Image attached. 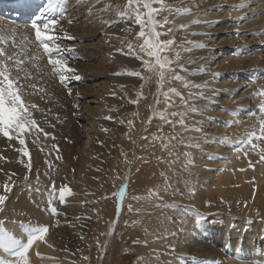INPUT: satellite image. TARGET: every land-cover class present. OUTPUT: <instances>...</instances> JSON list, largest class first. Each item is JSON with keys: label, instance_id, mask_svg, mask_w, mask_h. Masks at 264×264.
<instances>
[{"label": "rangeland", "instance_id": "1", "mask_svg": "<svg viewBox=\"0 0 264 264\" xmlns=\"http://www.w3.org/2000/svg\"><path fill=\"white\" fill-rule=\"evenodd\" d=\"M10 1L12 0L3 2ZM207 1L215 2H213L211 8L206 10L201 5L208 3ZM225 1H182L181 4L184 7L191 3L192 6H189L190 8L194 7L192 9H195L199 7L198 11H201V16H206L208 13L218 14L220 10L219 15H222V11L229 15L228 18H225L226 20L224 18H218L216 20L206 18V24L200 27L199 34L206 27L208 30L214 27L216 29L221 27L220 29L225 30L217 34L208 33L205 37L200 35L201 38H204L203 40L201 39L203 41H200L201 43L189 39L195 30L191 26L194 25L197 17L200 16L198 11L190 20L184 22L186 20L185 17L177 25L176 23L174 25L171 20V15L169 14L172 13L168 14L164 9L155 16L157 21L164 22L165 19L167 20V23H163V27L158 26L156 29L162 33L160 39L163 41L172 40L174 42L165 53L161 54L167 55L169 60L172 61L168 65L171 71L167 74V78L162 87L159 85L158 75L147 71L143 65L141 69H139L138 65L133 68H127L124 65L111 73H102L100 71L101 75L99 74L97 78H90L91 75L95 74L88 71L90 69L89 65H99L98 62L92 64L94 61L90 59V53H96L98 51V54L94 56L98 60L99 58L102 60L108 55H103L99 52L101 44L99 43L98 37L103 36L101 33L99 35L97 33L96 36L91 37V35L83 33L82 30L81 33H72L68 30V27L71 26L80 28L78 25H82L79 23L84 21V17L80 18L81 15H78V13L83 14L84 12L85 14L86 10L81 9V7L88 6L86 5L90 3L88 0H82L79 4L76 0H67L63 13L58 11L54 14V11L51 13V17L59 21L57 24V37L60 40L58 42L62 49L67 50L64 52V56L67 57L68 66L74 69L73 72L66 75L63 82H61L59 74L55 73L52 66L49 65L48 57L43 52L42 46L35 40L34 30L31 28V20L35 18L32 12L29 11L27 14L22 12L24 16H22L21 22L19 21V13L15 15L18 19L8 20V23L12 22L11 30L9 27H4L5 25L2 23L0 24V29L5 33H16V46H7V52L9 55L15 54L14 59L18 57L23 61L20 65L22 70L18 72L12 62H9V65L13 76L19 75L20 77L19 83L23 85L22 91L24 93L23 99L25 103L37 106L35 109H32V117L37 122L39 129L42 130H35L31 135L26 134L24 136L25 145L23 146L19 144L14 133H10L13 136L11 140L0 134V195H7L4 204L0 205V222H2L4 230L15 236L8 231L7 225L12 226V228L23 227L25 228L23 231H25L23 233L19 231L20 234L15 237L26 241V229L36 226H47L48 232L45 235H50L54 239L57 234L63 243H65V246L58 243L54 245L49 244L50 252L53 254V259L50 260V264H135L136 255L133 254L134 247L144 248L141 250V253L143 252L142 255L149 250H153L155 253L151 254L154 259L152 261L156 262L159 259L157 257L158 249L161 246L159 243L153 240L147 241L146 237L142 239L145 241H141L140 243H135L133 240L130 241L128 239V232L131 235L130 237H132L129 225L136 222V218L138 219L141 214H143V217L145 210L151 211L152 215H154L153 212L155 211L156 213L157 208L160 209L166 203L164 201L159 203V206L154 207L155 204L150 202L148 195L136 194V192L129 189L134 178L133 172L136 171L137 173L140 170L139 166L146 165L145 168L148 169V172L150 171L149 173H153L151 170L154 166H157L155 171H161L162 174H165L168 169L172 178L176 177V175H181L182 177L184 175H191L189 179L186 177L177 178L176 187L184 183L191 184L192 181L195 182L193 179L197 178L199 180L197 181V185L204 184V186H207L203 191L205 194H208L209 190L212 191L210 185L212 186L217 175L231 178L226 190L227 192H224L226 196H229L228 194L230 193H237L241 183L244 187L247 185V187L253 189L254 194H257L256 179L262 175L264 177V160L260 158L261 149H264V140L253 141V143L258 145L255 150L250 145L240 147V142L253 130L259 134L258 117L261 116L259 106L264 102V96L257 95V93L264 91V71L263 74L257 77H251L247 73L250 70L236 73V68L228 70L225 67L218 72V70L214 71L215 69H212V67L219 62L218 55L221 57V54L227 57L226 62L228 63V60L231 58L241 60L251 52L264 53V37H262L263 40L260 39L261 35L254 33L252 28L247 29L248 31L242 28L250 21L248 17L250 18L252 13L255 15L253 10H256V6L253 3H250L249 0H241L240 4H244L242 2H245L247 5H245L247 8L244 11L238 1L234 0L236 2L232 3V5L225 3ZM43 2L46 3V0H43ZM18 5L19 3L15 4V6ZM69 5L72 7H69ZM79 5L81 6L79 7ZM152 6L160 9L159 3H153ZM217 6L218 8L216 9L215 7ZM72 11L75 12L70 17ZM242 11H244V14ZM248 11L250 15L246 14ZM146 12L147 10L142 7L141 13ZM259 14H262V12H259ZM257 16L258 14L255 18ZM144 18L146 19V16ZM2 20L5 19L1 13L0 22ZM88 23L90 24L91 21H86L82 26ZM241 24L242 26L239 27ZM16 25L22 26L20 30H23V33L14 30V26ZM63 27L67 31L62 30L64 29ZM134 27V34L130 33L125 36H117V38H121L128 51L129 45H132L135 50L131 55L134 57L139 55L144 60L151 59L143 53H137V50L139 51V45L143 43V39H137L139 41L136 43L135 36H137L136 34L140 32L141 28L138 24H135ZM189 27L191 29L188 31ZM104 29L106 31L109 30V24L105 25ZM27 31L30 36L26 33ZM246 31L248 33L250 31V35ZM64 32H66V35H63ZM182 32L184 33L182 34L183 37H178L177 34H181ZM69 34H73L75 38L70 39L67 36ZM187 34L190 35L188 36ZM243 35L246 36L247 41H251L256 37L255 40H259V42L262 40L263 43L259 44L260 46L254 44L257 47L249 52V54H240L243 49L240 48L241 44L237 40H240ZM83 36L87 37L83 38ZM207 37L210 40H205ZM102 43L107 44L105 41ZM67 46H71L72 48H68ZM210 47L214 50L212 58L208 56L209 54L207 55ZM114 50L115 53H113ZM114 50L110 49L107 52L111 56L117 55L121 59L126 58L124 57V55L126 56V51L122 49ZM196 50L203 52L200 57L202 60L195 54ZM177 54L179 55L177 56ZM85 57L91 61L88 62ZM115 58L120 59L118 57ZM140 61L142 62V60ZM222 61L224 62V60ZM257 61L258 58L255 59V63ZM259 64L257 63L255 67H259ZM131 72H141V80L138 81L139 76L128 75ZM202 73L208 77L210 76V80L212 79L213 82L210 81L209 84L204 85L202 84V80H196L198 77L196 79L193 78L195 75L198 76ZM175 76H179L180 79H174L173 77ZM118 77L119 79L133 78L134 81L124 83L125 86L123 87V82H118ZM107 78H115L117 81L107 85ZM216 78H218L217 81L219 83H228L230 81L231 85L224 88V90H220L221 87L217 86V82L214 81ZM117 84L119 85L117 86ZM116 86L117 90L123 89L122 94L119 96H116ZM136 86L139 89L135 94ZM169 89H175V92L173 93ZM164 93H167V97H165ZM135 97L137 99H144L140 102V104L142 103L141 106H135V103H133V101L136 102ZM110 101L112 104L117 105L112 115L111 110L113 106H111ZM103 104L105 105V112L109 117V119H106L107 121L99 115L100 108ZM123 104L132 106L135 110L143 106L146 108V114H143L144 116L142 118H133L134 114L129 117L130 115L128 116L121 110ZM232 105H234L233 108ZM229 111L233 112L236 116ZM162 115L164 119H161ZM248 115H251L250 119ZM247 121L248 124L245 126V122L247 123ZM251 121L253 124L255 123L254 125L257 122L258 126H252ZM104 122H108L109 124L107 125H111L107 126L111 128L110 131L116 130V127H123L125 130V125L128 126L130 124L129 122H133L136 126H129L128 128L132 130L134 137L130 141L128 139L125 141L115 134L118 144L111 146L110 150L118 152L115 156L116 160L114 164L109 168V174L107 175L106 173V177L94 176L92 173V176L87 175L88 173L90 174L91 169H94L87 162H90V159L95 161L98 159V154L95 152L92 153L89 147L93 145V140H96L95 142L98 145L100 144L97 135L87 131L92 129V124H94L95 127L92 130L98 133V130L101 131L99 125H104ZM254 127L257 129H254ZM154 130H159V133L155 135ZM152 131L154 132L152 133ZM102 134L103 132L101 131L100 135ZM232 134L234 137H232ZM241 137L242 139L240 140L239 138ZM87 138L89 139L87 140ZM162 147H167L163 158H161L162 155H158L156 158H149V155H152L150 151L157 149L156 151H159L156 154H158ZM21 149H26L29 155H23ZM177 169L178 171H176ZM243 175L246 176L244 177ZM257 175L259 176L257 177ZM86 177L88 183L84 180ZM263 181L264 179L261 182ZM160 182L163 181L160 180L158 184ZM92 183L94 187L89 186ZM6 184L11 188L7 193L4 192V186ZM62 188L65 189L63 201L60 200ZM154 190V187H150L148 189L149 194H154ZM181 190L183 191L182 188ZM196 192L197 190L193 191V193ZM16 193L22 199L21 204L24 206V209H27L23 211L22 216L14 214L10 211L11 208H9L13 203L12 197ZM100 193H104V199L100 197ZM171 201L167 205L168 211L171 205V211L167 214H169V217L181 219L180 225L186 236H190L187 231H191V233L194 231L197 232L195 237H201L197 245L214 243L213 250L220 251L222 247L226 249L230 240H239L242 245L244 240L249 239V244L252 247L259 246V249L264 248L263 237H260L256 241L254 238L251 239L246 235V232H248L246 230L252 225L255 223H263L259 219L262 220L264 217L256 216L257 213H255L254 218L249 215L246 216L243 213H219L218 211H210V215H203L202 213H198L194 208H185L186 202L184 204L183 202L182 204L174 202L178 201L177 198H172ZM245 202L242 200L238 203L239 205L237 204V208L248 210V205ZM191 205L195 206V203ZM67 206H69V210L72 212L69 215L73 220L67 217ZM6 207L8 209L5 211L4 209ZM53 207L56 209L55 213L51 211ZM258 211H260V208H258ZM226 215L229 221L223 227L226 228L223 230V236L226 237L227 241L224 239L221 240L220 234L222 233L217 228L224 222ZM186 217L188 220L184 219ZM205 224L210 226L207 227L208 231L214 230L216 233L201 231L198 235L199 229ZM238 227L239 229L241 227V229L239 230ZM94 233L98 237L97 235L93 237ZM91 237H93L92 243L89 241ZM167 240L165 238V241ZM59 246L65 248L62 249ZM257 250L256 248L255 251ZM2 252H0L1 256L4 254ZM29 252H32V248L29 249ZM174 252L177 253L178 249ZM238 255L236 261H240V264L244 263L247 260L245 258L249 257V255H244L243 253H241L242 256ZM177 256L182 259L178 261L175 259ZM186 256L187 253L185 252H181L180 255L172 254L171 257H166L167 261L165 264H215L208 257H205V259L199 257V255H195L190 259L184 260L183 257ZM213 256L217 257L215 254ZM262 256H264V252H262ZM7 257H10V255L5 256L4 259H7ZM28 257L30 264H35V260H32L29 255ZM45 259L47 263L49 258L45 257ZM208 259L210 260L208 261ZM145 260L146 256H143L142 261L144 262Z\"/></svg>", "mask_w": 264, "mask_h": 264}, {"label": "bare ground", "instance_id": "2", "mask_svg": "<svg viewBox=\"0 0 264 264\" xmlns=\"http://www.w3.org/2000/svg\"><path fill=\"white\" fill-rule=\"evenodd\" d=\"M76 1L79 4L82 0L81 1L80 0H76ZM88 1H90L89 4H86L88 6H85L84 8L81 7V9L86 10L85 14H84V12H83V14L82 13L79 14L78 12L77 13H78V15H81L80 18L84 17L83 18L84 21L82 20L83 22L79 23V24L83 25L88 20L91 21V23L90 24L88 23L87 25H84V26L78 25V26H80V28H78L76 26H71V27H68V30H70V32H72V33L73 32L81 33V30H82L83 33H85L86 35H91V37L92 36L93 37L96 36L97 33H98V35L101 33V35L103 36V37H98L99 38V43L101 44V46H100L99 43H98V45L101 47L99 52L101 54H103V55L104 54H108V55H107L106 58H104L102 60H101V58H99V60H98V59H95V57H94V56H96L98 54L97 53L98 51L96 53H90L91 57H94V58L90 57V59L92 61H94L93 63L92 62L91 63L92 64H95V62L99 63L98 66L89 65L90 69H88V71L93 72L95 74V75H91L90 78L91 79L97 78L99 76V74H100V71H102V73H104V72L105 73H111V72L117 70L119 67H122L124 65L127 68H133L136 65H138L139 69H141V67L143 65V62H141L140 60L136 59V57H134L133 55L129 54V51H128V49L125 48L121 38H117V36H125V35H129L130 33L134 34L133 31H134V28H135L134 26L136 24L135 23V14L134 13L132 14V18L131 19H129V18L121 19L120 16L118 15V13L126 11V5L128 3V0H88ZM182 1L183 0H163V5H164L163 9L168 14L172 13V14H169V15H171V20L174 23V25H175V23H176V25L178 23H180L182 21V19H184L185 17H186V20L184 22H187L199 10V7H196L195 9H192L194 7L190 8L189 6H192L191 5L192 3L188 4V5H186V7H184L183 4H181ZM236 1H238L240 7L243 8L244 11H245L246 8H247L246 7L247 5L245 4V2H242L244 4H240L241 0H236ZM249 1H250V3H253L254 6H256V10H253L255 15H253V13L251 12L252 16L250 18L248 17V20H250V21L248 22V24L244 25L242 28L246 29V30L252 28V31L254 33L258 34V35H261L260 39H262V37H264V0H249ZM21 2H22V0H12L10 2H2V3H0V10H2V11L6 10V17L8 15H15V13L20 12V11H16V10L19 9V6H15V4H17V3L21 4ZM213 2H215V1L204 3V5H201V6L204 7L207 10V9L211 8V6L213 5ZM235 2H234V0H226L225 1V3H228L229 5H232V3H235ZM199 4H200V2H199ZM80 6L81 5H79V7ZM69 7H72V6L69 5ZM11 8L13 9L12 13L8 12ZM20 8H21V6H20ZM160 8H161V5H160ZM215 8L217 9L218 6L215 7ZM140 9H141V12H142V7ZM96 11H98V12L95 13ZM174 11H175V13H174ZM244 11H242L243 14H244ZM22 12L27 14L29 11L24 9ZM74 12L75 11L71 12L70 17H71L72 14H74ZM166 12H165V14H166ZM219 12H218V14H214V13L211 12L212 14L208 13V14H206V16H201L202 15L201 11H198V14L200 16H198L199 18L197 17V20L195 19L196 22L193 21L194 25L191 26V28H195V30L193 31V34L189 37V39L192 40V41L194 40L196 42L201 43L200 41H202L204 39V38H201V36L205 37V36L208 35V33L217 34V33L221 32V31H224L225 29H220L221 27H219V29H216L214 27L212 29L210 28L209 30L206 27L205 29L201 30L202 32H200V34H199L200 27L202 25L206 24V21H205L206 18H208L210 20H216L218 18H224L225 19V18L229 17V15L223 13V11H222V15L221 14L219 15ZM259 12H262V14H259ZM246 14H249V11ZM257 14H258V16H257V18H255V16ZM51 16H52V14H51ZM241 16H243V15L241 14ZM15 17H16L15 19H18L17 16H15ZM224 19H222V20H224ZM1 23L3 25H5L4 27H9V28L12 27V25H11L12 22L8 23V20H2L0 22V24ZM107 24H109V30L106 31L104 29V27ZM220 25H221V22H220ZM240 26H242V24L239 25V27ZM14 27H15L14 30L16 32H19V33L22 32L23 33V30L22 31L20 30V28H22L21 25H16ZM63 28L64 29H62V30L67 31L65 29V27H63ZM191 28L189 27L188 31ZM232 29H234V28H232ZM10 30H11V28H10ZM32 32H33V30H32ZM183 32L181 34H177V36L178 37H183V35H182V34H184ZM26 33L29 34L28 31ZM65 33L66 32H64L63 35ZM249 33H251V32L249 31ZM136 35L138 36V34H136ZM187 35L189 36L190 34H187ZM29 36H30V34H29ZM67 36H69L70 39L75 38L73 34L72 35L69 34ZM67 36H65V37H67ZM137 36H135L136 37V39H135L136 43H138V41H139V40H137V39H139V38H137ZM232 36H233V34H232ZM85 37H87V36H83V38H85ZM80 38H82V36H80ZM255 38L256 37H254V39L251 40V41H247L248 39L246 38V36H244V35L241 36V39L237 40V41L241 44L240 48L243 49V50L241 51V53L240 52L239 53L240 54H244V55H246V53L249 54V52H251L252 50H254L257 47V46H254V44H258L259 45V44L263 43V41H262L263 39L259 42V40H255ZM26 39H27V37H26ZM57 39L60 40L59 37H57ZM208 39H209V37H207L205 40H208ZM32 41H33V39H32ZM104 41L107 43L106 45L102 43ZM231 44H232V42H231ZM31 45H33V44H31ZM31 45H30V47H31ZM33 46H35V45H33ZM33 46H32V48H33ZM67 47L68 48L69 47L72 48L71 46H67ZM94 47H95V45H94ZM107 47H109V48L107 49ZM110 49H113V50L114 49H122V50L126 51V56L124 55V57H126V58L122 57L123 59H121L120 56H117V55L116 56H113V55L111 56V55H109V52H107V51H109ZM237 50H239V49H237ZM104 52H107V53H104ZM113 53H115V50L113 51ZM137 53H139L138 50H137ZM202 53L203 52H200V51H197V50L195 51V54H197L199 56V58L202 56ZM220 53H222V52H220ZM213 54H214V50L211 49V47H210L208 49V51H207V55L210 58H212ZM221 55H222L221 57L218 55L219 62H217V64L213 65V67H212V69H215L214 71L218 70V72H219V71H221L222 69H224L226 67V68H228V70L236 68V70H237L236 73L239 72V71L240 72H244V71L250 70L247 73L250 74L251 77H257L258 75L263 74V71H264V66H263L264 65L263 64L264 63V53L259 54V53H256V52H251L249 55H247L246 57H243L241 60H239V59H235L234 60V58H231V59L228 60V63L226 62L227 57L224 54H221ZM114 57H118L120 59H117V58L114 59ZM78 58H79V56H78ZM220 58H221V60H220ZM257 58H258L257 63H260L258 65L259 67H255V65H257V63H255V59H257ZM85 59H87L88 62L91 61L89 58L85 57ZM200 60H202V59L200 58ZM222 60H224V62ZM120 63H121V65H119ZM83 68H84V65H83ZM85 73H86V71H85ZM203 73L198 75V76L195 75V77H193V78L196 79V77H198V79H196V80L197 81L198 80L199 81L202 80V84H204V85L207 84V83L209 84L210 81L213 82L212 79L210 80V76L208 77L207 75H205ZM141 78H142V75H141V72H140V76H139V80L138 81H140ZM112 79L107 78V81H106L107 85H110V83H113V82L117 81V79H115V78H112ZM217 79L218 78H216V80H214V81L217 82L216 83L217 86L221 87L220 90H224V88H226L227 86L231 85L230 81H228V83H225V82L224 83H219L217 81ZM260 80H262V79H260ZM133 81H134L133 78L119 79V77H118V82H123L122 83L123 87L125 86L124 83H129V82H133ZM119 84H117V86ZM117 86H116V96H119L120 94H122L123 89L117 90ZM137 86H138V84H137ZM137 86H136V89H135V94H136V92L139 89ZM232 88H234V87H232ZM226 96H228V95H226ZM143 97H145V96H143ZM134 99L136 100L135 106H138V107L142 105V103L140 104V102H142L141 100H144V99H137V97H135ZM226 101H228V100H226ZM196 102H198V101H196ZM110 103H111V101H110ZM111 106H113L112 110H111V115H112V114H114V109L117 107V105H115L114 103L113 104L111 103ZM233 106L234 105H232V108H233ZM237 108H238V106H237ZM121 110L125 114H127L128 116L130 115L129 117H131L134 114L133 118H142L146 114V108H144L143 106L140 107V109L135 110L134 107L127 106L126 104L125 105L123 104L122 107H121ZM237 110H239V109H237ZM105 111H106L105 110V105L103 104L101 106V108H100L99 115H100V117H102L103 119L106 120V119H109V117L107 116V113ZM229 112H231V111H229ZM231 113H233V112H231ZM231 113H229V114H231ZM234 116H236V115L234 114ZM250 116L248 115L249 119L251 118ZM246 119H247V117H246ZM246 119H244V120L246 121ZM107 124H109V123L108 122H104V125H102V126L99 125V128L103 132L102 135H100V133H101L100 130H98V133L92 130L93 127H95L94 124H92V129H89V131H87L89 133L91 132L93 134H96L98 139H99V141H100V144L98 145L95 142L96 140H93V145L91 147H89V149H90V151L92 153L95 152L96 154H98V159H97V161H95L93 159H90V162L87 160L88 161L87 163L91 164L89 166L90 167L93 166L92 168H94V169H91L90 170V174L88 173L87 175H91V173H92V174H94V176L98 175V176H105L106 177V173H107V175L109 174L108 173L109 168L114 164V161L116 160L115 156H116V154L118 152V151L110 150L111 146H114V145L118 144L117 137L115 136V134H117L120 138H123V140H125V141H127V139L130 141L134 137V133L132 132V130H130L128 128L129 126H133V127L136 126L135 124H133V122H131L128 126L125 125V130H124L123 127H116V130L114 129L113 131H110L111 128L107 127V126H111V125H107ZM246 124H248V121H247V123L245 122V126H246ZM254 124L252 122V126H256L257 122H256V125H254ZM237 127H239V126L237 125ZM131 129H132V127H131ZM254 129H257V128L254 127ZM238 130H239V128H238ZM99 131H100V133H99ZM154 131H155V133H154L155 135L159 133V130H154ZM154 131H152V133ZM236 131H237V129H236ZM152 133H151V135H152ZM237 133H238V131H237ZM237 135H239V134H237ZM229 136H231V135H229ZM232 137H234V135ZM88 139L89 138H87V140ZM239 139L241 140L242 137L239 138ZM242 140H244V139H242ZM152 141H153V139H152ZM183 149H185V148H183ZM156 150L157 149H155L153 151H150V152H152V155L151 156L149 155V158L150 157L156 158L158 155H162L161 158H163L164 154L167 151V147H162L158 154H156V153L159 150L158 151H156ZM154 151H156V152H154ZM124 156H125V154H124ZM115 164H116V162H115ZM145 167H146V165L145 166H139L140 170L137 171V173H136V171L133 172L134 173V178L132 180V185H131V187H129V189L134 191V192H136V194L141 193L143 196H147L148 195L149 198H150V202L155 204L154 207H156L161 202L166 201V203L160 209L157 208L156 213H155V211L153 212L154 215H152L151 211L145 210L144 211L145 215L143 217H142L143 214H141L140 217H138V219L136 218V222H134L132 225H129V230H130V232L132 234V237H130L131 235H129V232H128V237H129L128 239H130V241L133 240L135 243H140L141 241L142 242L145 241V240H142V239L146 237L147 241L148 240H153L154 242L159 243L161 245L160 249H158V252H157V257H159V259L156 262L152 261L154 259H153L151 254L155 253L153 250L152 251L149 250V251H147V253H144V255H142L143 252L141 253V250H143L144 248L134 247L133 248V251H134L133 254L136 255L135 256V258H136L135 264H137V263H139V264H165L166 261H167L166 257L167 258L171 257L172 254L180 255L181 252L187 253V256L183 257L184 260L190 259V258H192V256L199 255V257H202V258H205V257L211 258L213 263H215V264H240L239 263L240 261L239 262L236 261V259H237L236 257H237V255L239 253H240L239 255L242 256L241 253H243L244 255L245 254L249 255V257L245 258V259H247L246 260L247 262L245 261L244 263H241V264H263L264 263V256H262V252H264V248L263 249H259V246H253L252 247L249 244V241H248L249 239L244 240L242 242V245L240 244L239 240H230V242L228 243V246L227 247L225 246L226 249L222 247V249L220 251H216V250H213L214 249L213 248V244L214 243H210V244H205V243L203 244L202 243L201 245H197L198 242L200 241V238H201L199 236L195 237L197 232L194 231V232L191 233V231H187V233H189L190 236H186L185 233L183 232V229H182L181 225H180L181 224L180 223L181 219L180 218L175 219L174 217H169V214H167V213H170V211H171V205L169 206V211L167 209V205L172 202L171 201L172 198H177L178 201H174V202H176L178 204H180V203L182 204V202L184 204V202H186V204L184 206L185 208H194L195 210H197L198 213H202L203 215H205V214L207 215V214L211 213L212 211H218L219 213H222V212H226V213L233 212V213H237V214L238 213H243L244 215H246V216L249 215V216H251L253 218L255 216V213H257L256 216L259 215L260 217H264V181L261 182L262 179H264L263 175L261 177H258L259 175H257V177H258L256 179L257 180L256 190L258 191L257 194H254L253 189H250L249 187H247V185L244 187L242 185V183H241L239 188H238V190H237V193H235V192L234 193H230V194H228L229 196H226V195H224V192H227L226 190H227V188L229 186V182L231 180V178L228 177V176L217 175L215 181L212 183V186L210 185V189L212 191L209 190L208 191L209 193L205 194L203 191L207 188V186H204V184L197 185L198 184L197 181H199L197 178H194V179L192 178L195 182L192 181L191 184L184 183V184H181L180 186L176 187L177 178L186 177L187 179H189V178H191V177H189L191 175H189V176H185L184 175L183 177L181 175H176V177H173L175 179H173L170 176L171 173L168 171V169L165 172V174H162L161 171H157L156 172L155 169H156L157 166L156 167L154 166L152 168V170H151V172H153V173H149L150 171L148 172V169H146ZM161 170H163V169H161ZM176 171H178V169ZM91 176H89V177H91ZM243 176L245 177L246 175H243ZM81 179H82V177H81ZM84 180H86V182L88 183L87 177ZM160 180H162L163 182H160L158 184V182ZM80 181H83V180H80ZM98 183H100V181H98ZM250 183H251V181H250ZM254 184H255V181H254ZM92 185H93V183L90 184L89 186L90 187H94ZM150 187H154L155 188L154 194H149L148 189ZM181 188L183 189V191L181 190ZM105 189H106V187H105ZM194 190H197V192H200V193H197V192L193 193ZM17 194L18 193H16L12 197L13 203H12L11 207H9V208H11L10 211H12L14 214H18V215L22 216L23 213H24L23 211L27 210V209H24V206H22V204H21L22 199L19 198V196H17ZM100 194H98V195H100ZM100 197L102 199H104L105 198L104 193H102ZM14 199H15V201H14ZM240 200L241 201L243 200V202L246 201L245 203H247V205H248V210H245L244 208H241V209L237 208L238 207L237 204L241 202ZM192 203H195V206H192L191 205ZM67 207L68 208H67V213L66 214H68L67 217L71 220L72 218H71V216L69 214H72V212H71V210H69V206H67ZM258 208H260V211H258ZM6 209H8V208L6 207L4 210L6 211ZM155 217H156V219H155ZM184 219L188 220L187 217L184 218ZM250 219H252V218H250ZM228 221H229V218H227V215H226L225 218H224V222H222L220 227H217L219 229V231L222 233V234H220L221 240L224 239L225 241H227L226 237L223 236V230L226 229V228H223V227L227 225L226 222H228ZM259 221L260 222L262 221L263 223L262 224H257V223L254 222L255 224L252 225L250 228L248 227L249 229L246 230V231H248V232H246V235H248V237L251 238V239L254 238L256 241L258 239H260V237H263V241H264V218L262 220L259 219ZM205 225H203L201 227V229H199L198 235L200 234L199 232H201V231H204V232L205 231L206 232H210L211 231V230L208 231V228H207V227H210V226L209 225L205 226ZM242 228H244V227H242ZM7 229H8V231L10 233L14 234L15 236H18L20 234L19 231H22V233L25 231V230L23 231V229H25V228L20 227V226H19V228H15V227L12 228V226L7 225ZM15 229H18V230H15ZM238 229H239V227H238ZM240 229H241V227H240ZM178 230H181V231H178ZM211 232L212 233H216V232H214V230L211 231ZM96 235L97 234L94 233L93 237H95ZM93 237H91V239L89 238L90 240L88 239L91 243H92V238ZM97 237H98V235H97ZM165 238H167L168 240L165 241ZM237 238H238V236H237ZM55 243L56 244L58 243V244H60L62 246L65 244L61 240L60 236L57 235V234H56V237H54V239H53V237L51 238L50 235L49 236L45 235V239L43 241L34 242V244L32 246V252H29L28 255L32 258V260H35V264H47V263L50 264V262H51L50 260L53 259V254L50 252L49 244L50 245H54ZM59 247H61V246H59ZM61 248L64 249L65 247H61ZM256 248L258 249L257 251H255ZM176 249H178L177 253L174 252ZM1 251H3V250L0 249V252ZM37 253H39V255H37ZM214 254L217 257H214L213 256ZM3 255L2 256L0 255V259H4V257L9 255V254L4 252ZM143 256H146V260L144 262L142 261ZM45 257L49 258V261L47 263L45 262V260H46ZM8 258L14 259V258H12V256L7 257V259ZM175 259H177L179 261L182 258L177 256V257H175ZM209 260L210 259H208V261ZM204 262H205V260H204Z\"/></svg>", "mask_w": 264, "mask_h": 264}, {"label": "snow or ice", "instance_id": "3", "mask_svg": "<svg viewBox=\"0 0 264 264\" xmlns=\"http://www.w3.org/2000/svg\"><path fill=\"white\" fill-rule=\"evenodd\" d=\"M153 3H159L161 8H154L152 6ZM66 4L67 0H46V3L43 0H22L21 2V7L32 12L35 17L31 20V28L34 30L35 40L42 46L43 52L48 57L49 65L52 66L55 73L59 74L61 82L74 69L68 66L67 57L64 56V52L67 50L61 48L57 39V24L59 21L48 14L53 11L63 13ZM141 7L146 9L147 12L141 13ZM163 7V0H128L126 11L118 13L121 19H131L132 14H135V23L141 28L138 38L143 39V43L139 45V52L151 58L144 60L141 56L137 55L136 59L142 60L143 66L147 71L158 75L160 87L163 86L167 74L171 71L168 65L172 63L167 55L161 54L165 53L174 43L172 40H161L160 36L162 33L156 30L158 26L163 27V23H167L166 19L164 22L155 19V16L159 14ZM145 16L146 19L144 18ZM9 45L12 47L16 46V33H5L0 29V134L11 140L13 136L10 133H14L19 144L23 146L25 145L24 136L26 134L31 135L33 131L40 130L37 122L32 117V109H35L37 106L26 104L23 99V85L19 83L20 77L19 75L13 76L9 65V62H12L19 72L22 70L20 65L23 61L18 57L14 59L15 54H8L7 46ZM133 52L134 49L130 44L129 54ZM128 75L140 76V73L131 72ZM173 78L180 79L179 76ZM169 91L174 93L175 89H169ZM164 95L167 97V93H164ZM257 95L264 96V91L258 92ZM259 111L261 113V116L258 117L259 134L255 130L249 132L245 139L240 142V147L250 145L255 150L258 145L253 143V141L264 140V102L260 104ZM161 119H164L163 115ZM45 135L47 134L45 133ZM21 151L23 155H29L26 149H21ZM260 158L264 160V149H261ZM10 190V186L6 184L4 192L7 193ZM64 192L65 189L62 188L60 192L61 201L64 200ZM6 199V194L0 195V205H3ZM51 211L55 213L56 209L53 207ZM26 232L27 239L26 241H22L4 230L2 222H0V249L14 257V259H0V264H30L28 257L29 249L32 248L34 242L45 239L48 227L36 226L26 229Z\"/></svg>", "mask_w": 264, "mask_h": 264}]
</instances>
